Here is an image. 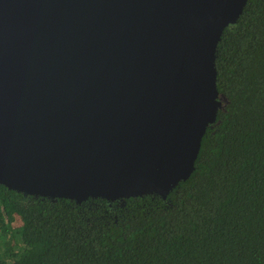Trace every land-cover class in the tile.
Masks as SVG:
<instances>
[{"label": "water", "instance_id": "95a60500", "mask_svg": "<svg viewBox=\"0 0 264 264\" xmlns=\"http://www.w3.org/2000/svg\"><path fill=\"white\" fill-rule=\"evenodd\" d=\"M247 0H0V185L165 199L224 97L215 52Z\"/></svg>", "mask_w": 264, "mask_h": 264}, {"label": "trees", "instance_id": "16d2710c", "mask_svg": "<svg viewBox=\"0 0 264 264\" xmlns=\"http://www.w3.org/2000/svg\"><path fill=\"white\" fill-rule=\"evenodd\" d=\"M214 65L225 102L186 181L80 204L0 185V264H264V0L224 29Z\"/></svg>", "mask_w": 264, "mask_h": 264}]
</instances>
